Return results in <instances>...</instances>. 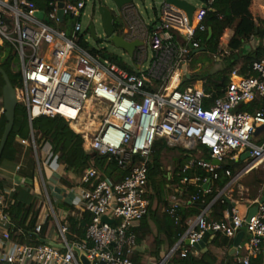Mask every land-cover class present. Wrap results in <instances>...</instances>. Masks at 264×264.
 I'll list each match as a JSON object with an SVG mask.
<instances>
[{
  "label": "built area",
  "instance_id": "obj_1",
  "mask_svg": "<svg viewBox=\"0 0 264 264\" xmlns=\"http://www.w3.org/2000/svg\"><path fill=\"white\" fill-rule=\"evenodd\" d=\"M87 1L65 0L61 8L58 1H52L49 11H42L43 19H38L35 12L40 10L30 0H0V46L8 45L9 63L17 60V72H11L19 76L14 90L29 125L41 116L61 117L77 124L71 128L82 135L86 151L106 157L127 173L121 180L112 181L91 167L74 178L50 145L45 144L37 153L31 132L36 170L55 230L41 239L50 244L40 238L35 245L12 240L8 209L13 200L11 190L3 189L0 264H82L81 254L91 264H167L174 254L183 259L194 251V245L208 232L233 240L241 231L244 235L234 256L239 264H251L264 244V196L248 205V209L257 208L248 220V213L242 215L241 205L235 201L231 215L226 211L220 222L209 220L208 213L213 202L231 191L242 176L264 167V137L260 138L264 131L253 136L264 126V110H240L242 105L264 99V57L253 62V76L233 74L223 95L211 101L203 88L180 90L183 82L175 80L182 65L200 52L194 34L205 30L203 6L196 8L190 23L183 9L166 0L149 22L140 17L132 2L123 5L119 10L122 29L116 35L129 43H140L130 57L135 72H129L103 57L100 50L91 51L79 44L80 19ZM59 9L61 21L57 18ZM65 17L74 18L70 34L50 25L51 21L60 24ZM147 48L151 57L145 66ZM159 140L186 152L189 159L181 168L183 173L200 168L211 175L202 180L204 193H210L211 180L218 178L227 161L238 162L247 151L249 157L241 160L244 165L235 174L223 169L228 183L210 204L202 206L198 216L186 221L187 229L174 245L164 255L155 256L145 241L137 242L136 231L152 205L149 196L154 192L148 185V168ZM197 150L199 155L208 154L209 160L195 158L193 151ZM46 169L48 180L43 179ZM62 180L74 183L67 185ZM198 182L199 178L183 176L173 187L175 191L190 185L200 187ZM197 200L198 195H192L188 202ZM166 201L162 211L177 222L176 210L186 200L169 194ZM85 214L87 223L82 220ZM46 217L48 213L38 216L36 236ZM72 219L85 228L80 241L68 240Z\"/></svg>",
  "mask_w": 264,
  "mask_h": 264
},
{
  "label": "trees",
  "instance_id": "obj_2",
  "mask_svg": "<svg viewBox=\"0 0 264 264\" xmlns=\"http://www.w3.org/2000/svg\"><path fill=\"white\" fill-rule=\"evenodd\" d=\"M48 10L50 9L49 3L53 0H47ZM253 0H213L211 3L205 1L203 4L206 14L203 20L205 27L204 31H196L194 34V40L199 44V50L203 49V53L209 59L214 62L216 58H221L224 62L221 70L214 73L202 74L201 81L203 83V89L210 94L211 101L221 97L224 93L225 87L229 83L231 73L234 71L235 66L238 64L240 57L239 50L245 41L250 36H258L260 39H264V19L260 20V26L254 22L253 12L251 10ZM66 20V21H65ZM68 20L74 21L72 17H66L60 23L64 25ZM74 23H72L73 26ZM70 25V24H69ZM113 27L116 34L121 33L122 22L120 18L113 17ZM233 28V36L229 40L227 50L228 54L220 56L218 51V45L220 38L222 37L226 29ZM67 34H70L66 29H61ZM210 32V34H209ZM79 44L87 48L86 44L80 37ZM88 49V48H87ZM91 50V49H90ZM94 51V49H92ZM91 50V51H92ZM8 45L2 47V54L0 55V61H2L8 53ZM0 52V53H1ZM103 57L115 62L119 67L129 72H133L131 68L126 66L120 60L113 56H107L102 54ZM264 57V50L259 48L256 52L255 58L250 56L244 57L248 60L247 65L242 66L238 71V75L241 77H250L254 75L252 71V64ZM9 58L0 65L3 71L7 74L13 88L18 86V75H13L7 68ZM241 60V59H240ZM193 76V75H192ZM2 85L0 87V99L2 98V89L4 87V81L0 75ZM198 80L193 78L191 80L184 81L180 88L184 90L189 87V84ZM241 111L256 112L264 110V99H258L248 105H242ZM27 113L22 104H18L15 109L14 124L11 133L7 139V142L3 148L0 165L4 160L15 161L18 157L17 144L15 139L22 136L25 133L27 124L25 122ZM25 122V123H23ZM1 135L6 125V119L4 113L0 118ZM32 131L37 147L48 144L51 149L59 157V161L67 166L68 171L73 173L77 178H80L87 168L94 167L97 169L101 177L106 175L112 181H119L125 175L126 171L120 170L113 163H106V157L98 156L95 153H90L84 149L83 137L81 134L76 133L69 121L61 117L48 118L37 117L32 121ZM159 146L161 148L171 149L166 145V141L159 140L153 147V153L155 148ZM193 156H195L193 151ZM205 160H209L208 154L204 155ZM188 157H182L174 169V174L168 176L161 168H159L156 159L152 160V164L148 168V185L153 190L154 195H150L152 205L149 209V214L143 219L139 229L136 231L137 242L145 241L152 235V229L149 225V221H152L156 226V235L153 239V253L157 254L161 249L166 247V251L169 250L174 243L183 235L187 229L186 221L189 218L198 216L202 211V206L210 204L217 196L218 192L224 188L228 183L229 178L223 173V169H228L231 174H235L237 170L244 165L243 161H227L225 165L218 171V178L211 180L210 193H204L202 180L205 178H211L209 173L197 168L186 172H182L181 168L185 162L188 161ZM187 176L188 178H199V186L194 187L192 185L176 189L173 185H176L181 177ZM170 185L167 188L166 185ZM238 185L245 186L247 188L248 198L251 200L256 199L258 196H264V173L253 170L244 175L237 183ZM159 185V186H158ZM166 188L161 191L162 188ZM12 186L11 183L0 178V193L3 192L5 187ZM157 188V189H155ZM260 188L262 190H260ZM260 191V193H259ZM173 194L179 198L186 200V202L177 208L175 216L178 221L175 222L174 218L168 214L152 209L153 205H161V208L167 206L165 193ZM192 195H198V200L194 203H189ZM32 195L28 192L27 185H18L14 188L11 199L13 204L8 209V216L12 224L10 230V237L14 241L20 243L38 244V239L46 238L47 227L42 228L41 233L36 236L34 234V227L38 221V209L36 204L32 201ZM228 202L223 198H217L210 207L208 213V219L220 222L224 220V215L227 210ZM88 215H83V221L88 222ZM84 227L75 220H70V233L68 240L70 242L80 241L84 236ZM233 240L226 238L223 235L216 234L207 245V251H191L183 259L178 257V254H174L167 264H239L235 256H230L229 251L232 247ZM251 264H264V244H261L259 248V254L256 259L251 261Z\"/></svg>",
  "mask_w": 264,
  "mask_h": 264
},
{
  "label": "rangeland",
  "instance_id": "obj_3",
  "mask_svg": "<svg viewBox=\"0 0 264 264\" xmlns=\"http://www.w3.org/2000/svg\"><path fill=\"white\" fill-rule=\"evenodd\" d=\"M39 1H43V3L41 4V9L44 12H48L49 11L47 7L48 1L47 0H39ZM185 1L193 5H196L198 7L205 3V0H185ZM131 2L133 3L134 6H136L137 12L139 13L140 17L146 22H149L151 19L155 17V13L159 11L163 0H131ZM100 6H105L107 9H109L112 12V15L114 18H119V10L117 9L115 4L111 0H88L85 4V8L82 11V16L80 19L82 30L79 36L82 38L83 42L86 44L88 49H94L95 51L100 50L101 54H106L107 56H113L117 58L118 60H120L122 63H124L126 66L131 68L133 72H135V69L132 67L129 55L124 50L116 48L106 38L105 32L101 25L100 15L98 13V8ZM70 21L71 20H68V22H66L64 25H61V26H57L55 25L53 21H51L50 25L53 28L58 29V30L66 29V31L70 33L72 31V23H74V21L72 22ZM90 22H93L94 29H95V36L97 38V41H94V39L91 37L90 33L88 32V26ZM0 51H2V48H0ZM147 54H148V61L144 63L145 66L148 64L150 57H151L150 48H147ZM0 55H3L2 52L0 53ZM8 65L9 63L7 64V68H8ZM10 65H12V70L14 71V73H16L17 72V68H16L17 60L13 59ZM222 67H223V64H218L216 61L214 62L209 61V59L206 57L204 53L197 54L195 57L191 59V63H187V66H186L187 71L191 75H193V77L195 78H199V77L201 78L202 74L214 73L216 71H219L222 69ZM1 83L2 81L0 80V85ZM200 85H201L200 81L194 80L189 84V87L194 88ZM180 90H182V88H180ZM238 109L239 108L233 110L232 112H235ZM25 122L28 125L29 122H28L27 117H26ZM69 125L73 128L78 126L77 124L75 125L73 123L72 124L69 123ZM263 137H264V134L260 138H263ZM195 152L196 151H194V154H195L194 157L196 158L198 155ZM185 154L186 152L182 150L180 147H174L168 150L166 148L160 149V147L157 146L155 148V152L153 153V155H151L150 158L152 160L156 159L159 168H161L165 173H171L173 175L174 169H176L177 163L182 157H185ZM204 155L205 153H203V155H200V157L204 158L205 157ZM106 163H108L107 159H106ZM258 171L261 173H264V167L259 168ZM160 188H162V185H160ZM30 189L33 191V195L31 197H32V201L36 204V207L38 209V212H39L38 216L39 215L41 216L44 213H48V217L45 218L43 227L46 225L47 227L46 236H49L51 232L55 230V228H54L52 217L49 212L50 211L49 207L44 198V193L42 191V188H40V185L36 184L35 186L30 187ZM164 189L165 191H167L166 188ZM164 189L162 188L161 191H163ZM248 194L249 193L246 190L242 189L241 187L240 188L234 187L233 190L228 191L226 194H223L222 196L227 197L228 199H231L232 201L237 202V204L239 205H243L246 203V201L249 200L247 199ZM42 200L44 201L43 204L41 203ZM51 200L53 201L52 203H53V207L55 209L56 215H58L59 214L58 207L54 204L55 197H52ZM152 207H153L152 209H156L158 211L162 210L161 205L154 204ZM151 229H152V235L149 236V238L147 239L148 242L146 241L145 242L148 244L149 248L153 250V246H154L153 239H154V236L156 235L155 224L151 226ZM163 248L164 249H161L159 253L157 254L153 253V254L155 256L164 255L166 252V247L163 246Z\"/></svg>",
  "mask_w": 264,
  "mask_h": 264
},
{
  "label": "crops",
  "instance_id": "obj_4",
  "mask_svg": "<svg viewBox=\"0 0 264 264\" xmlns=\"http://www.w3.org/2000/svg\"><path fill=\"white\" fill-rule=\"evenodd\" d=\"M30 1L34 3L35 7L38 10L43 11L41 9V4L43 3V1H39V0H30ZM53 1L63 2L65 0H53ZM201 6H203V4ZM201 6H199V7H201ZM197 7L198 6H196V8ZM251 10L253 12L254 22L257 24V26H260V20L264 19V0H253ZM156 14L158 15V11L155 13V15ZM257 18L259 21L256 20ZM121 22H122V20H121ZM55 25L60 26V24H55ZM209 34H210V32H209ZM232 36H233V28L226 29L224 31L222 37L220 38L219 45H218V51H219L221 57H223V55L228 54L227 46H228L229 40L231 39ZM259 48H262L264 50V39H260L258 36H250L245 41H243L242 46L239 50V53H240L239 55L241 57L240 58L241 60L239 59V62L235 66L234 71L231 73L230 78L233 74L236 76H239L238 71L241 69L242 66L247 65L248 60H242V57H243V59H245L244 57H246V56H250L252 58H255L256 52ZM203 52L204 51L200 50V52L198 54H201ZM7 54H6V57H7ZM6 57L2 61H0V65H2L6 61V59H7ZM216 62L218 64H224V62L221 60V58H216ZM188 63H191V60L188 61ZM8 69L10 72H12V65H10V63L8 65ZM193 78L194 77L192 76L191 79H193ZM230 78H229V81H230ZM191 79H186V80H183L182 82L187 81V80H191ZM197 79H198L197 81L201 82V85L198 87H194V88L195 89L203 88V83L201 81V78L199 77ZM0 80H1V78H0ZM2 80H3V78H2ZM1 85H2V83H1ZM1 85H0V87H1ZM3 113H4L3 112V102H2V98H1L0 99V118H1ZM31 128H32V125H31ZM31 128H30V125L28 123V125L25 129L26 130L25 133L22 136L17 137L15 139L16 144H17V152H18V157H16L15 161L12 162L10 160H4L0 165V178L11 183V185H12L10 187H5L4 189H10L11 195H12L14 188L18 185H27L28 192L31 195H33V191L30 189V187H33L36 184H38V185H40V188H41V181L39 179V175L37 174V170H36L35 154H34V150L32 148L31 142H30L31 132L33 134V131ZM29 129H30V131H29ZM1 131L2 130H1V124H0V139L3 135V133L1 135ZM3 132H4V130H3ZM21 140H25L27 143L22 144L20 142ZM34 141H35V139H34ZM35 145H36V142H35ZM43 147H44V145L40 146V147H37V145H36L37 153H39L41 151V149H43ZM198 150H201V148H198ZM198 150L195 153H197V155L200 156L198 154ZM55 155H57V154L55 153ZM70 174L74 178H77L73 173L70 172ZM167 175L169 176V175H171V173H167ZM43 176H44L43 177L44 180H48L49 171L47 169L44 170ZM62 183L69 185V184L74 183V182L72 180L71 181L62 180ZM237 183L232 186L231 190H233L234 187H239V188L241 187L242 189L247 191V188H245V186L238 185ZM262 189H263V187H262ZM262 189L260 188V190H262ZM259 193H260V191H259ZM165 196L167 198V196H169V192H166ZM247 199H249V198H247ZM256 199H261V197L258 196ZM256 199H254V200H256ZM251 201H253V200L249 199L248 201H246L245 204L241 205L240 211H241L242 215H245L246 213L249 212V210L251 208H253V207H250L248 209V205L251 203ZM161 209H163V208H161ZM149 225L151 227L153 225V222L149 221ZM145 241L148 242L147 240H145ZM207 245H206V251H207Z\"/></svg>",
  "mask_w": 264,
  "mask_h": 264
},
{
  "label": "water",
  "instance_id": "obj_5",
  "mask_svg": "<svg viewBox=\"0 0 264 264\" xmlns=\"http://www.w3.org/2000/svg\"><path fill=\"white\" fill-rule=\"evenodd\" d=\"M111 1L115 4V6L117 7L118 10H120L123 5H125L127 3H131V0H111ZM166 2L175 5L176 7L180 8V9H183L187 13L189 22L190 23L192 22L193 13L196 10L195 5L189 3L185 0H166ZM57 6H58V8H61L63 6V2L59 1ZM98 13L100 15L102 28L105 32V35H106V38L108 39V41L111 42L116 48L124 50L129 55V57H131L134 49L140 43L138 41L129 43V42L125 41L121 36L116 35L114 27H113L112 12L109 9H107L105 6H100L98 8ZM35 16L38 19H43V12L42 11L35 12ZM57 18L60 21L62 19V12L60 9L57 12ZM44 20L47 21L46 19H44ZM88 32L90 33V35L94 39V41H97V38L95 36V29H94L93 22H90V24L88 26ZM201 50L203 51V49H201ZM0 75L2 76L3 81H4V87L2 90V102H3V112H4L5 119H6V125L4 127V132H3V135L0 139V157H1L3 148L7 142V139L11 133V130L13 128L15 109L19 103L16 99L15 90H14L7 74L3 71V69L1 67H0ZM30 128H31V125H30ZM263 131H264V126L259 127L255 130L253 136H258ZM247 157H249L248 151L245 152L241 156V160H244ZM224 199L228 202V206H227L226 211H227V214L230 216L231 210L235 206V202L234 201H228L225 197H224ZM261 201H264V198H262ZM256 211H257L256 207L251 208L248 212L247 220L250 217H252V215ZM103 221L109 222L106 218H103ZM243 235H244V233L241 231L233 239V244H232V247L229 251V254L231 256H234L235 247L240 243V241L243 238ZM213 238H214V235L211 232L206 233L204 235V237L194 245V249L196 251L202 250L203 252H205L206 251V245L208 243H211ZM40 241L47 243V244H50V242H48L46 240L40 239ZM138 250H140V249H138ZM75 251L78 252L77 250H75ZM79 259H80L82 264H91L87 260V258L85 257L84 254H81Z\"/></svg>",
  "mask_w": 264,
  "mask_h": 264
},
{
  "label": "bare ground",
  "instance_id": "obj_6",
  "mask_svg": "<svg viewBox=\"0 0 264 264\" xmlns=\"http://www.w3.org/2000/svg\"><path fill=\"white\" fill-rule=\"evenodd\" d=\"M0 48H2V46H0ZM186 66H187V63L182 65L180 71L178 72V74L175 77V80L179 79L180 81H183V80L192 78V75L190 73H188Z\"/></svg>",
  "mask_w": 264,
  "mask_h": 264
}]
</instances>
